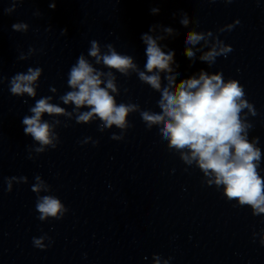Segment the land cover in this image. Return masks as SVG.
I'll return each mask as SVG.
<instances>
[{"label":"clouds","instance_id":"9594fccd","mask_svg":"<svg viewBox=\"0 0 264 264\" xmlns=\"http://www.w3.org/2000/svg\"><path fill=\"white\" fill-rule=\"evenodd\" d=\"M23 2L13 0L12 7L7 8L6 13L11 14L16 4ZM57 2L50 0L49 7L54 10ZM223 2L230 4L233 0ZM150 11L155 15L160 9L152 8ZM33 15L42 14L36 10ZM173 15L176 16L175 13ZM179 23L189 28L191 21L186 12L181 11ZM239 24L237 19L218 28L215 33L211 30H188L184 36V55L192 63L198 59L209 67L216 63L218 57L226 59L233 49L220 39V34L232 31ZM11 27L20 33L29 30L25 22H16ZM61 35H67L66 28L61 29ZM173 35L179 33L172 27L160 24L150 26L149 31L141 35V41L146 46L143 70L133 56L121 54L113 44L102 46L99 41L91 40L87 55L81 53L67 73V86L70 90L59 96L62 104L72 106V110L53 103V96H44L36 99L34 105L29 107L31 114L22 118L24 134L34 142L28 148V159L35 158L33 153L40 155L58 147L61 141L57 128L62 124L68 126L59 117L75 120V123L81 125L98 120L101 133L115 127L120 133H113L111 139L122 141L127 130L133 127L129 116L139 113L146 128L151 130L156 126L161 139L167 142V148L177 153L185 165L199 168L204 183L214 185L217 189L222 187L223 196L228 201H236L240 207H250L253 216L264 215V177L260 174L264 153L258 146V137L249 139V130L253 125L247 119L249 114H257L254 105L246 98L244 86L238 80H225L219 71L210 73L201 69L177 81L176 77L180 73L176 71L179 66L174 59L175 51H165L167 45L161 44V41ZM37 51L43 53L42 48L37 50L29 47L28 53L21 52L18 59L27 60ZM197 53H200L198 57ZM116 73L125 77L135 73L142 83L160 93L156 101L160 111L143 110L137 103H118L116 96L120 95V88ZM42 75L41 67H29L26 72L14 74L8 78L10 94L35 99ZM4 79L0 75V84ZM50 91L56 93L57 89L50 87ZM45 115L52 119H45ZM80 143L97 146L99 141L85 137ZM5 182L6 190L10 193L14 183L26 184L28 178L13 176L5 178ZM31 191L36 194L35 211L40 221H59L69 212V208L56 195L51 194V186L40 175L34 177ZM257 236L260 245L264 246V230L253 233L254 241ZM32 242L34 247L41 250L53 243L46 233L33 237ZM153 259L154 264H169L171 257L165 259L154 255Z\"/></svg>","mask_w":264,"mask_h":264}]
</instances>
